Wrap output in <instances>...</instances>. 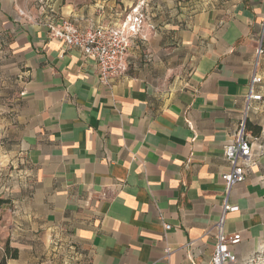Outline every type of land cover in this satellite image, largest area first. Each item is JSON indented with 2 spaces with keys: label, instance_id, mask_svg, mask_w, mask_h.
Instances as JSON below:
<instances>
[{
  "label": "crops",
  "instance_id": "1",
  "mask_svg": "<svg viewBox=\"0 0 264 264\" xmlns=\"http://www.w3.org/2000/svg\"><path fill=\"white\" fill-rule=\"evenodd\" d=\"M141 1L0 0V238L13 262L66 236L89 264H211L226 199L237 264L264 258V0H144L149 26L110 87L44 25H118ZM243 123L253 158L227 194L224 148Z\"/></svg>",
  "mask_w": 264,
  "mask_h": 264
},
{
  "label": "built area",
  "instance_id": "2",
  "mask_svg": "<svg viewBox=\"0 0 264 264\" xmlns=\"http://www.w3.org/2000/svg\"><path fill=\"white\" fill-rule=\"evenodd\" d=\"M147 2L141 1L131 8L124 20L118 25L80 28L67 19L54 18L44 22L52 39L59 40L67 49H78L87 58L97 62L99 80L102 85L110 87L115 80L125 76L128 72L127 54L133 37L142 36L146 26H149ZM264 52L262 46L258 48V56ZM262 82V78L254 75L251 82L250 100H261L262 96L255 93V86ZM253 138L247 134L244 123L241 124L235 141L224 148L225 159L229 163V170L222 175L227 194L237 184L246 180V166L253 158ZM239 206L232 205L225 200L223 212L215 225V248L211 264H237L238 257L232 247L238 245L241 234L226 232V215L238 212ZM167 229L170 226H166ZM167 257L171 249H166ZM264 258L256 256L249 260V264H261Z\"/></svg>",
  "mask_w": 264,
  "mask_h": 264
},
{
  "label": "rangeland",
  "instance_id": "3",
  "mask_svg": "<svg viewBox=\"0 0 264 264\" xmlns=\"http://www.w3.org/2000/svg\"><path fill=\"white\" fill-rule=\"evenodd\" d=\"M7 241L0 238V261L4 256ZM17 262L11 259L7 264H89V257L84 246L75 245L66 236L49 238L47 242L29 249Z\"/></svg>",
  "mask_w": 264,
  "mask_h": 264
},
{
  "label": "trees",
  "instance_id": "4",
  "mask_svg": "<svg viewBox=\"0 0 264 264\" xmlns=\"http://www.w3.org/2000/svg\"><path fill=\"white\" fill-rule=\"evenodd\" d=\"M3 203L0 201V204ZM4 256L2 260L0 261V264H7V260L9 259H17L19 257V251L18 249L11 248L9 243H6L5 250H4Z\"/></svg>",
  "mask_w": 264,
  "mask_h": 264
}]
</instances>
